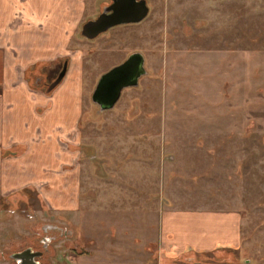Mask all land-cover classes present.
Returning a JSON list of instances; mask_svg holds the SVG:
<instances>
[{"label": "rangeland", "instance_id": "374dc122", "mask_svg": "<svg viewBox=\"0 0 264 264\" xmlns=\"http://www.w3.org/2000/svg\"><path fill=\"white\" fill-rule=\"evenodd\" d=\"M110 1L84 0L69 49L82 53L80 201L47 207L33 191L26 204L4 211L1 264H14L11 254L46 224L59 230L50 260L154 264L167 207L241 211L239 252L212 253L215 262L195 257L264 261V0H146L140 21L84 37L83 22ZM132 52L142 55L145 72L101 109L91 98L98 78ZM65 58L71 55L43 67L44 92ZM78 74L67 66L48 95L71 106L67 92Z\"/></svg>", "mask_w": 264, "mask_h": 264}, {"label": "crops", "instance_id": "0c3cea01", "mask_svg": "<svg viewBox=\"0 0 264 264\" xmlns=\"http://www.w3.org/2000/svg\"><path fill=\"white\" fill-rule=\"evenodd\" d=\"M83 11L84 0H0V247L4 211L26 204L30 192H39L47 207L63 210L80 201L82 53L69 49ZM66 55H71L68 73H79L75 89L67 92L71 106L56 103L54 94L39 87L43 67ZM29 70L41 77L31 83ZM241 227L239 210L167 207L159 218L163 258L154 264H214L195 256L238 253ZM194 257L196 262L188 260ZM262 260L249 258L245 264Z\"/></svg>", "mask_w": 264, "mask_h": 264}, {"label": "water", "instance_id": "95a60500", "mask_svg": "<svg viewBox=\"0 0 264 264\" xmlns=\"http://www.w3.org/2000/svg\"><path fill=\"white\" fill-rule=\"evenodd\" d=\"M148 11L146 0H111L95 18L83 22L81 34L86 38H93L114 25L138 22L148 14ZM142 64V55L139 52H132L121 63L102 73L94 87L92 100L99 103L101 109L111 108L118 100L123 87L138 83V77L144 72ZM66 69L67 61L49 84V89L54 88L62 80ZM97 91H100V98L95 97ZM11 256L17 259V264H40L27 251H19Z\"/></svg>", "mask_w": 264, "mask_h": 264}, {"label": "flooded vegetation", "instance_id": "af4514ba", "mask_svg": "<svg viewBox=\"0 0 264 264\" xmlns=\"http://www.w3.org/2000/svg\"><path fill=\"white\" fill-rule=\"evenodd\" d=\"M111 2V1H110ZM109 2V3H110ZM108 3V4H109ZM67 61L66 59H63L61 62H60V66L59 68L61 69L62 66H63V63ZM68 62V61H67ZM117 65V64H116ZM130 65V64H129ZM58 71V70H57ZM126 71V70H125ZM127 71H128V68H127ZM145 72V71H144ZM143 72V73H144ZM59 72L55 73L53 76H52V80L51 82L56 78L57 74ZM142 73V74H143ZM141 74V75H142ZM140 75V76H141ZM139 76V77H140ZM138 77V78H139ZM98 81V80H97ZM51 82H48V86ZM60 83V82H59ZM97 83V82H96ZM96 85V84H95ZM129 86H135V85H128V86H125V87H129ZM95 87V86H94ZM123 87L121 89V91L125 88ZM49 89V88H48ZM53 89V88H52ZM50 89V90H52ZM94 89L91 91V98H92V93H93ZM98 93H95V97L96 98H100V91H97ZM121 94V92H120ZM120 97V96H119ZM119 99V98H118ZM117 102V101H116ZM115 102V103H116ZM97 103V102H96ZM114 103V104H115ZM99 105V103H97ZM100 106V105H99ZM106 109H109V108H106ZM59 230L56 229V228H53L52 226L46 224L43 226V235H40L39 237H34L32 238L31 240V243L29 245H26L25 247H23L21 250L19 251H27L28 253H31L33 255V258L39 262L40 264H66L64 261L62 260H50L49 256L51 255V249H50V242L51 240L57 235L56 233H58ZM19 251H16V252H19ZM14 252V253H16ZM48 254V262L46 261V255ZM26 257L23 258V260H25ZM15 263L14 264H17V259H15Z\"/></svg>", "mask_w": 264, "mask_h": 264}, {"label": "trees", "instance_id": "16d2710c", "mask_svg": "<svg viewBox=\"0 0 264 264\" xmlns=\"http://www.w3.org/2000/svg\"><path fill=\"white\" fill-rule=\"evenodd\" d=\"M67 58V57H66ZM65 58V59H66ZM37 77H41V74H38L37 72H35V70H29L28 72H27V78H28V80L31 82V83H33V80H35ZM45 90H46V92L48 93V91H51L50 89H48V85H47V87L45 88ZM176 261H182V262H184V261H187V260H185L184 259V261L181 259H175ZM194 260V258L193 259H191V260H189V261H191V262H194L193 261ZM215 260V259H214ZM213 259H212V261L213 262H215V261H217V260H215L214 261Z\"/></svg>", "mask_w": 264, "mask_h": 264}]
</instances>
